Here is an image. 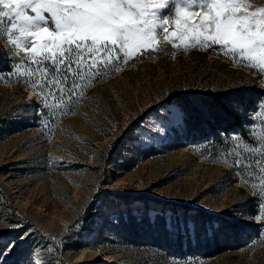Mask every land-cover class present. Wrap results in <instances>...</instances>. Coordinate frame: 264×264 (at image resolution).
<instances>
[{
  "label": "rangeland",
  "instance_id": "obj_1",
  "mask_svg": "<svg viewBox=\"0 0 264 264\" xmlns=\"http://www.w3.org/2000/svg\"><path fill=\"white\" fill-rule=\"evenodd\" d=\"M0 49L2 264H264V223L256 218L264 173L251 166L254 174L245 176L200 155L182 136L193 125L172 101L199 90L264 87L258 70L219 46L162 42L88 87L54 129H42L48 114L39 117L38 105L50 109L59 100L42 103L26 83L32 75L24 60L14 62L3 41ZM169 110L183 119L165 124L159 117ZM215 229L222 251L206 243Z\"/></svg>",
  "mask_w": 264,
  "mask_h": 264
},
{
  "label": "snow or ice",
  "instance_id": "obj_2",
  "mask_svg": "<svg viewBox=\"0 0 264 264\" xmlns=\"http://www.w3.org/2000/svg\"><path fill=\"white\" fill-rule=\"evenodd\" d=\"M163 9L171 15L161 17ZM173 24L175 30L170 32ZM157 29L163 33L162 41ZM0 41L14 62L23 59L30 75L38 72L44 78L29 80L39 89L38 95L48 88L42 103L49 97H76L77 89L86 86L83 81L95 82L134 63L141 54L150 56L162 42L184 50L219 46L226 57L258 70L264 79V6L254 7L249 0H0ZM85 73H91V79ZM258 108L249 133L256 116L264 115V100ZM159 119L170 124L183 116L169 110ZM150 135L151 129L146 138ZM238 138L249 144L255 139L247 134ZM255 151L264 155V148L255 147ZM234 166L245 165L237 159ZM256 168L264 171V160L257 158ZM257 197L260 215L256 218L264 223V176ZM5 247L10 252L15 243Z\"/></svg>",
  "mask_w": 264,
  "mask_h": 264
},
{
  "label": "trees",
  "instance_id": "obj_3",
  "mask_svg": "<svg viewBox=\"0 0 264 264\" xmlns=\"http://www.w3.org/2000/svg\"><path fill=\"white\" fill-rule=\"evenodd\" d=\"M4 56V52H1ZM10 59V58H8ZM3 61H0L2 64ZM27 66H24L26 68ZM114 72L105 75L92 83H87L83 81L86 86L81 90L77 89L76 97H64L63 100H59L60 105L54 106L52 108H45L44 105H38V110L40 111L39 117H46L45 126L41 125L42 129L49 127L54 129L56 123L60 119L62 113L71 114L75 111L77 105L82 100L83 92L88 88L93 86L95 83L106 79L109 75ZM88 79H91V73H85ZM44 78L37 72L36 75H32V80L42 81ZM77 82H81L79 77H74ZM26 83L30 86L31 90L38 94L39 89L35 84ZM68 88H71V81L68 82ZM48 92V88H44L41 99L44 100L45 93ZM41 94V93H40ZM193 98V99H192ZM192 100L196 103L191 105ZM264 100V87L255 84L254 86H249L243 84L240 86L232 87L223 91H195L190 93L189 97L186 95H175L173 97V102L180 104L183 108L184 121L186 124H192L193 128L188 129L186 133L182 136L185 138H190L194 145L197 146L196 149L200 151V155L204 158L220 159L232 164L239 159L245 165L237 169L243 175L254 174L251 166L256 167L257 158L264 160V155L260 152L255 151V147L264 148V115L256 116L254 121L255 133L253 135L247 134L250 124L253 123L254 113L259 112V102ZM46 103L51 102L50 97L45 100ZM186 104V105H184ZM45 110L50 112L45 113ZM242 134H247L249 139L255 138L251 144L247 140H240ZM237 139H233V137ZM228 156L227 159L223 158V155ZM258 174L264 173L263 171H256ZM242 179L246 182H252L247 180L245 177ZM212 239H207L206 243L214 244L218 251H222L220 248V238L217 235L221 230H214Z\"/></svg>",
  "mask_w": 264,
  "mask_h": 264
}]
</instances>
